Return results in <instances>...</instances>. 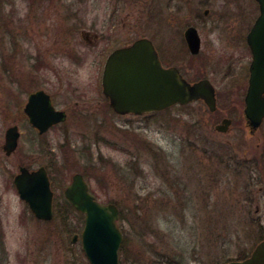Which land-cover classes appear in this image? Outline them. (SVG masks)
I'll return each mask as SVG.
<instances>
[{"label": "rangeland", "instance_id": "374dc122", "mask_svg": "<svg viewBox=\"0 0 264 264\" xmlns=\"http://www.w3.org/2000/svg\"><path fill=\"white\" fill-rule=\"evenodd\" d=\"M49 1L71 6L72 20L79 23L104 20L112 5V0L40 3ZM2 2L6 11L18 10L25 55L23 60L19 55L3 60L0 54V264H88L80 240L71 241L73 233L82 229V216L65 205L63 195L76 172L83 174L97 199L119 208L118 225L124 234L120 264H219L244 257L259 240L256 208L264 203L250 177L257 174L258 150L253 146L257 136L246 128L216 131L215 114H209L199 102L173 105L150 116H118L96 108V100L95 108L83 109L89 117L72 111L65 122L38 135L19 114L29 91L44 88L60 104L73 106L77 91L85 90L81 86L88 87L89 97L95 93L93 83L88 82L94 65L90 58L82 65L72 62V92L62 88L57 77L36 72L30 54L37 42L32 28L38 0ZM89 4L93 12L85 18V5ZM176 4L182 6L175 15L172 8ZM168 5L169 22L157 16L150 30L145 11L137 8V34L152 31L157 42L163 39L175 50L181 47L183 24L193 23L202 39L200 54L184 53L175 62L191 80L209 78L216 87L217 103L231 105L234 112L243 105L251 60L244 38L258 14L256 2L168 0ZM206 8L209 12L203 15ZM76 39L80 41L78 34ZM5 42L0 43V51L10 48L9 41ZM95 115L103 118L97 121ZM240 115L242 112L236 116ZM193 120L203 124L196 154L186 146L188 140L185 143L181 138L193 132ZM12 124L18 125L21 135L17 148L6 155L4 133ZM212 142L220 146L211 148ZM230 152L234 160L225 162ZM235 164L242 166L235 169ZM21 165L30 169L45 166L53 178L58 212L52 219H37L19 197L13 176Z\"/></svg>", "mask_w": 264, "mask_h": 264}, {"label": "water", "instance_id": "95a60500", "mask_svg": "<svg viewBox=\"0 0 264 264\" xmlns=\"http://www.w3.org/2000/svg\"><path fill=\"white\" fill-rule=\"evenodd\" d=\"M256 1L259 14L247 35L253 57L244 95V114L253 127H257L264 116V0ZM186 40L191 53H197L200 37L195 28L186 31ZM102 87L111 107L120 113L143 114L196 100H202L210 111L216 107L215 89L210 80L200 78L190 82L176 67H164L153 43L147 38H138L131 45L117 48L108 56L103 69ZM24 111L39 133L64 118L62 111L51 108L49 97L43 91L29 95ZM218 128L223 129L221 126ZM19 137L20 130L16 124L5 129L2 148L6 155L17 148ZM13 183L19 197L27 203L36 218H52L53 190L44 166L36 169L19 166ZM63 193L71 205L84 214L80 238L90 263L119 264L118 250L123 234L117 225V205L97 200L80 172L72 174ZM77 238L75 234L72 241ZM222 264H264V238L246 258Z\"/></svg>", "mask_w": 264, "mask_h": 264}, {"label": "flooded vegetation", "instance_id": "af4514ba", "mask_svg": "<svg viewBox=\"0 0 264 264\" xmlns=\"http://www.w3.org/2000/svg\"><path fill=\"white\" fill-rule=\"evenodd\" d=\"M40 1L41 0H38V4L35 5V9L33 10L34 21H35V23L33 24H35V27L32 29L34 34L33 37L35 38V40H37V42L35 43L33 48L34 52L30 54V57L31 59L34 60V64H33L35 67L34 70H36V72L45 71L48 75L57 77L59 79L62 88H65L67 92H72V90H70L71 84L74 83V78L72 76L73 71L71 69L72 62L74 61L77 64L82 65V63H86L85 61L87 58H90L92 59L91 61L93 62L94 65V74L88 82L93 83L94 88L96 90L95 93H93V96L89 97L88 93L86 92L88 87L81 86L82 90L84 89L85 90L84 92L77 91V94L75 95L76 100H74V105L76 104V106L73 109L72 107L74 105L71 106L70 104H60L59 101L56 100V95L53 92L45 90L44 88H38L33 91H29L26 97V101L21 106V110H20L21 112H19V114L21 113L20 114L21 117L29 125H31V123L28 115L24 111V108L29 95L37 91H43L48 95L50 106L54 111H62L64 113V118L52 124L47 130H49L51 127L55 126L56 124L65 122L68 118L71 117L72 111L76 110L78 112H82L79 113V115L87 116L88 115L87 111H83V109L88 110V108H92V109L95 108L93 104L95 100L97 101L96 108L108 109L110 112L118 116H123V115L150 116L156 113H162L168 110L170 107L160 111L143 113V114L120 113L114 110L109 103L108 97L105 96L102 87V75H103V69L106 59L115 49L123 46L131 45L138 38H147L153 43L161 64L164 67H169V66L176 67L180 71V73L187 78V76L184 74V72L181 70L179 65L175 62V60L180 59L184 53L191 54L192 56H198L201 51L202 39L199 34L198 28L195 25H193V23L183 24V30L180 32L181 47L180 46L176 47L177 49L175 50H173V48H169V44L163 39L160 40V42H157L152 31L151 32L147 31V33L144 34L142 33L137 34L136 9L139 8V11L142 12L145 11L146 13L145 22L148 24V29L150 30L152 21H154L157 16L160 18L161 21H163L166 18V22H169L168 14L170 9L168 5V0H112V1L110 0L112 5L110 10L107 12V15L105 16L104 20L98 21L92 19V20H85L82 23L72 20L74 19L73 16L74 13L73 10L71 9V6L54 5L50 1L49 3H46L44 5L41 4ZM254 1L256 2V8L258 9V13H259L258 3L256 0ZM2 3H3L2 0H0V43L1 42L6 43L5 39H7L9 41L10 48L8 49L6 48V50L2 49L0 51V54L3 60H6L8 55L11 56L19 55V58L23 60L25 55V50L20 45V43L21 41H23L24 38V28L23 26H21L20 24L21 22L19 23L17 22V20L21 21V18L18 15V10L8 12L5 10V8H3L4 5L2 6ZM85 6L86 9L84 10L85 11L84 17L87 18L88 17L87 13L93 11L91 4ZM181 6L182 5H177V4L176 6H173L172 9H174L173 13L175 15L181 11ZM13 12H15V14L17 15L16 17H14ZM208 12L209 9L206 8L203 11V15L204 14L207 15ZM13 19L16 20L13 21ZM253 23L247 30V33L244 38L246 44L245 47L247 48L249 55L251 56V60L248 65L247 84H246L245 92L248 85L249 67L253 57L251 46L247 40V35ZM190 28H195L200 37V45L197 53H191L187 44L186 31ZM32 29H28V30H32ZM77 34L79 35L80 41L76 39ZM75 42H78L80 44H76ZM62 61H64V65H62ZM22 68L23 67L20 64L18 70L20 71V69ZM4 69L7 70V68ZM187 79L191 81V79L189 78ZM24 80L25 79H22V82H24ZM210 82L212 83V81ZM212 85L214 86L215 97H216V107L214 110L210 111L207 108L206 104L200 100L188 102L183 105L181 104H174V105L186 106L195 102H199L200 104H202V107L205 111H208L209 114H215L214 116L216 120H214L215 123L213 125V128H215L216 131L220 133H227L231 131V129H233L234 127L239 130H241L242 128H246L249 130V134L251 136H257V141L255 145H253L254 147L256 146L255 148H257L258 150L256 152V156H257L255 163L256 167L254 168V170L257 169L256 170L257 174L252 175L250 177L251 180L253 181L252 183L258 185L259 195L264 197V116L261 119L259 125L257 127H253L249 123L247 117L244 114V107H245L244 97H243V105L236 107L235 109H237L238 111L235 110L233 112L232 110H234V108L231 107V105H219L217 103L216 87L213 83ZM86 98H89L90 100H85ZM89 103H91V105H88ZM82 105L85 107H82ZM240 109H242V111ZM240 112H242V115L237 117L236 116L237 113ZM90 113L92 114L93 111ZM93 118L97 121H100L101 118L103 117L99 115H95V117ZM190 125L193 128V132L188 135L182 134L183 136H181V138L182 141L184 142L188 140L187 143L185 142L186 146H188L189 148L192 149V151H194L193 154H196L200 149L199 148L200 145L198 144V141L201 139L202 133L199 132V129L202 128L203 124L199 120L198 121L193 120V122H190ZM218 126L223 127V129H219ZM32 128L36 130L38 135H41L47 131L46 130L43 133H39L37 128L33 126ZM217 146H220V144H218V142H215L213 146H211V148ZM255 148H252L253 153L255 151ZM233 158H234V153L230 152L225 162H229V161L233 162L234 160ZM218 160L223 162L222 159H218ZM242 161H244V159ZM226 166L228 167L229 165L226 163ZM241 166L242 164L240 165L235 164L234 168L237 169ZM256 210L258 212L255 218L259 222V240L254 244L251 250L244 255V257L237 258L236 260L247 257L250 254V252L253 250L255 245L264 238V203L262 206L257 205ZM75 234L78 235L77 240H79V234L77 232ZM75 234L73 233V236ZM123 244L120 246L118 251L119 264H120L119 252L123 247ZM83 253L85 254L84 251ZM87 261L88 264H91L88 258Z\"/></svg>", "mask_w": 264, "mask_h": 264}, {"label": "trees", "instance_id": "16d2710c", "mask_svg": "<svg viewBox=\"0 0 264 264\" xmlns=\"http://www.w3.org/2000/svg\"><path fill=\"white\" fill-rule=\"evenodd\" d=\"M50 179H51V183H52V187L55 185V182L53 181V178L50 176ZM64 202H65V205L67 206V207H69V208H72L73 209V207L71 206V204L69 203V202H67L66 200H64ZM54 212H58V208L56 207V205H55V207H54ZM81 214V213H80ZM81 216H82V214H81Z\"/></svg>", "mask_w": 264, "mask_h": 264}]
</instances>
